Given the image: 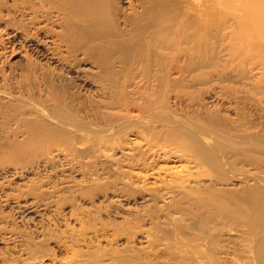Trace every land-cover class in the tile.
<instances>
[{
	"label": "rangeland",
	"instance_id": "obj_1",
	"mask_svg": "<svg viewBox=\"0 0 264 264\" xmlns=\"http://www.w3.org/2000/svg\"><path fill=\"white\" fill-rule=\"evenodd\" d=\"M43 1V12H47V0ZM127 1L121 5L124 13ZM3 3L9 6L10 2ZM176 3L183 6L180 0ZM250 14L246 28L232 21L218 32H224L232 43L244 45L246 29L251 45L260 44L264 50V40L257 33L264 20L253 11ZM28 23L17 12L4 9L0 13V47H6L0 51L3 101L20 103L33 112L40 109L45 116L60 105L61 118L95 129L102 128L105 115L125 117L123 122L130 128L119 141L100 142L99 150H86V142L101 140L99 135L76 132L81 136L78 143L68 145L57 137L52 148L37 153L33 162L29 155L19 166L0 165V264H263L264 244L249 243V222L225 219L211 204L208 211L204 208L196 214L191 209L196 197L185 195L195 183L213 181V186L200 193L227 189L229 207L231 203L233 210H239L241 204L234 195L241 189L242 179L260 176L250 167H261L264 172L260 157L264 142L241 144L230 157L218 143L210 145L201 138L207 147H217L225 165L245 167L242 176L226 170L227 178L221 180L204 175L207 166L189 151L159 142L151 128L160 131L162 114L168 113L178 126L188 127L187 122L201 125L220 141L232 137L239 143L256 133L264 141V95L260 97L252 89L254 84L264 89V66L256 63L264 51L252 49L242 65L227 41H219L216 54L221 64L226 63L223 68L211 69L213 75L196 81L197 89L164 93L167 109L155 106L146 111V96L164 103L165 95H151L152 83L142 78L139 63L121 64L132 53V44L116 61L110 45L86 39L90 37L86 31L77 32L75 41L70 40L73 44L51 41L48 32L56 35L61 30V17L56 14L50 23H40V32ZM20 29L26 31V39ZM139 37L143 39L137 36L136 41ZM25 43L36 44L41 53L32 54ZM127 71L133 81L121 89ZM170 78L188 86L193 76L176 72ZM11 109H0V150L25 137L20 128L22 115L15 118L16 110ZM149 117L152 122H146ZM71 124L66 130L74 128Z\"/></svg>",
	"mask_w": 264,
	"mask_h": 264
},
{
	"label": "bare ground",
	"instance_id": "obj_2",
	"mask_svg": "<svg viewBox=\"0 0 264 264\" xmlns=\"http://www.w3.org/2000/svg\"><path fill=\"white\" fill-rule=\"evenodd\" d=\"M180 1L183 6L177 5V0H128L127 13H124V9L121 6L123 0H47L49 6L47 12H43V0H9V6H5L3 0H0V13L4 9H7L8 13L17 12L21 19L27 20L28 24L37 32H40V29H42L39 28L42 21L50 23L52 15L56 14L61 17V30L56 35L53 32H48L50 35L48 37L51 41L54 42V39H56L65 45L69 42L73 44V41L70 40L73 39L75 41L77 32L86 31L87 35L90 36L86 39H94L92 42L96 44L105 42L104 44L110 45L114 51L113 58L115 60L120 58L121 52L124 49H128L130 44H132V53L127 56L125 55L126 58L124 56L121 64L124 66L125 62H129V65L133 66L135 64L134 61L136 64L139 63V68L137 65L134 66L138 70H140L141 66L142 78L146 82L152 83L151 95H153V92H162L164 94L184 88L197 89L196 81H200L207 76L210 77L214 73L210 71L211 69L223 68L226 64H221V60L216 54L219 41H227L226 45L229 50L242 65L246 62L252 49L264 51L260 44L251 45V39L246 29L244 31L246 41L244 45L232 43L224 32H218L220 27L232 21H239L242 27L246 28L251 22V11L254 12L257 18L260 17V19L264 20V8H262V5L264 7V0H228L227 4L222 3L224 0ZM168 4H170L169 7H164ZM138 7L140 8L138 9ZM235 12H239L240 15L235 16ZM121 23H123L124 28ZM6 25L9 24L7 23ZM20 31L23 39H26L28 37L26 31L23 29H20ZM257 33L259 38L264 40V26L257 29ZM137 36H142L143 39L139 37L138 39L140 40L136 41L135 37ZM88 40L85 41L88 43ZM86 45L87 47L90 46ZM25 46L34 55L41 53V48L36 46V44L25 43ZM0 49V51H4L6 47L1 46ZM103 54L107 53L104 52ZM182 59H184V63L182 62L183 64L181 65L180 61ZM256 63L264 66V55L258 58ZM121 71L123 70L121 69ZM176 72L178 74H188L189 77L193 76L188 86L182 85V82L180 80L176 81V78H170L171 74H176ZM201 73H205V76ZM131 81H133V76L131 72H128L124 79V84H122L123 87L120 88L125 89V87H129ZM252 89L260 97L264 95L262 86L254 84ZM254 91L248 90L249 93ZM164 95V103L163 101H159L158 97L154 98V100H149L146 96L144 98L146 111H151L155 106L167 109L168 96L167 94ZM126 100L127 102H132V100H129V97ZM107 101L109 102V100ZM58 107L55 112H52V115L45 116L42 114V111L40 112V109L33 112L20 103L10 104L3 101V97L0 95V109H7V111L12 110L11 108L15 109L17 113V115L15 114V118L18 115H22L20 128L24 129L23 133L25 134L22 142L4 145V148L0 150L4 151L0 154V165L7 163L19 166V162L24 158H28L29 155L31 156L28 158L29 161L33 162L35 158L39 157L36 156L37 153L52 148L53 142L57 137L64 140L68 145L72 142L78 143L81 136H78L76 132L99 135L101 140L86 142L88 144L86 150H99L100 142L104 141L102 144L104 145L107 141H119L128 128H130L123 122L127 118H119L118 116L109 117L107 115L104 117L105 122L101 126L102 128H89L74 121L72 122L75 124H71L72 122L68 118L60 117V114L63 115V112ZM20 111L22 112L21 114H19ZM150 117L146 119V122H152L153 119L151 120ZM162 118L163 126H161L160 131L157 128H151V131L158 134V141L164 144L171 143L172 146L189 151L199 162L207 166V171L203 172L204 175L215 177V179H226V170L235 176H242L245 167H234L232 163L228 167L223 163L224 161L221 159L222 154L219 153L217 147H207L201 141V138H206L210 145L218 143L219 148L223 151L222 153L228 156H230L232 150H235L241 144L257 145L264 142L262 136L258 133L251 137L241 138L239 143L234 141L232 137L226 138L225 141H220L201 125L187 122L188 127L178 126V124L172 121L173 116L168 113L162 114ZM64 121L67 124H64ZM68 124L74 127H70V131L66 130ZM71 129L75 131L73 132ZM162 136L164 138L160 139ZM237 156L239 155L233 157ZM260 157L264 160V155ZM250 168L260 176H255L254 178L244 176L242 179L243 182L240 183L242 187L234 195V199L241 204L239 210H233L231 203L229 207L228 201L230 200L225 196L229 194V190L227 189L218 188L206 194L200 193L203 191L202 188L213 186V181L208 185L199 182L195 183L191 188H188L189 190L186 191L187 194L185 196L196 197V201L191 208L196 214L204 212V208L208 211L210 206L213 205L219 213L224 214L225 219L234 221L237 219L244 223L249 222L247 233L252 238L249 243L251 245L253 242L255 245L261 243L262 245L264 244V172L261 167ZM251 182H253L252 186L250 185ZM230 195H233V192ZM144 201L148 202L149 200L144 199ZM243 213H245L246 217ZM197 218L204 224L202 216Z\"/></svg>",
	"mask_w": 264,
	"mask_h": 264
}]
</instances>
